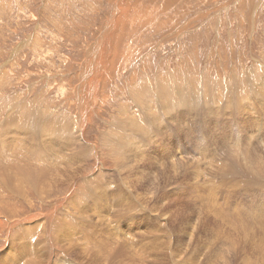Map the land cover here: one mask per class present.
<instances>
[{
  "label": "rangeland",
  "instance_id": "374dc122",
  "mask_svg": "<svg viewBox=\"0 0 264 264\" xmlns=\"http://www.w3.org/2000/svg\"><path fill=\"white\" fill-rule=\"evenodd\" d=\"M121 14L128 19L123 33ZM159 83L170 94L187 86L184 99L194 103L197 93L208 94L225 115H216V103L215 114L206 110L197 94L202 107L191 110L180 99L174 118L145 123L143 116L155 114ZM34 114L74 131L85 117V141L95 153L65 164L57 150L47 151L68 136L43 139L39 126L34 140L14 143L33 134ZM134 118L149 142L139 154L134 142L115 161L107 141L132 143ZM190 133L197 143L188 142ZM0 148L9 154L0 153V264H110L100 253L118 249L123 264H264V0H0ZM69 165L72 172L85 167L74 190L38 180L48 169L45 181H56ZM98 183L110 197L95 199Z\"/></svg>",
  "mask_w": 264,
  "mask_h": 264
},
{
  "label": "bare ground",
  "instance_id": "6f19581e",
  "mask_svg": "<svg viewBox=\"0 0 264 264\" xmlns=\"http://www.w3.org/2000/svg\"><path fill=\"white\" fill-rule=\"evenodd\" d=\"M172 3V2H171ZM126 10V9H125ZM115 13H117V10L115 11ZM123 13V12H122ZM126 14H127V12H126ZM122 16L120 17V22H121V30L119 31L120 33H123V31H124V28H123V25L122 24H125L127 21H128V19H127V17L125 18L126 20H124L123 21V14H121ZM163 15V14H162ZM130 18V17H129ZM110 22V21H109ZM111 23V22H110ZM109 23V24H110ZM115 24V23H114ZM119 24V23H118ZM128 24V23H127ZM245 24V23H244ZM110 25H113V23L112 24H110ZM138 25V24H137ZM108 26V25H107ZM109 27V26H108ZM142 28V27H141ZM108 31H111V30H108ZM115 31V30H114ZM104 34H105V32H104ZM117 34H118V32H117ZM107 36V35H106ZM105 36V37H106ZM116 40H114L115 42H119L120 43V39H118V38H115ZM107 45V44H106ZM114 46H112V48H113ZM114 54L116 53V49H115V47H114ZM112 51V52H113ZM106 53H107V51H106ZM38 54V53H37ZM40 55V54H39ZM112 55H113V53H112ZM118 55V54H117ZM92 57V56H91ZM112 59H114V58H112ZM99 60V59H98ZM104 60V59H103ZM106 60H107V58H106ZM92 61V60H91ZM115 61L116 60H113L112 61V63L111 64H115ZM106 62V61H105ZM98 63V62H97ZM104 64V63H103ZM106 66V65H105ZM112 66V65H111ZM94 67V66H93ZM99 70H101V69H99ZM98 70V71H99ZM101 74V73H100ZM84 80V79H83ZM188 84V83H187ZM245 84V83H244ZM254 84V83H253ZM157 86V85H156ZM178 87V89H174L172 92H173V94H170V91H169V93H166L165 91H166V89H168V88H165L164 90H162L161 89V85H160V83L158 84V86H157V97H158V100L155 98V100L157 101L156 102V108H154L155 109V114L154 113H152V114H149V118L148 119H146V117H144L143 116V120H144V122L146 123V122H153V123H157V120L159 121V125H161L162 126V124L165 122L164 120H166L167 118H170V119H172V118H174V117H170V115H172V113H173V109H175V102H178V100H180V99H184L187 95L186 94H184V92H185V90H186V87L184 88V91L182 90L183 89V87H179V85H177ZM249 86V85H248ZM88 87V86H87ZM166 87V86H165ZM172 87V86H171ZM255 87V86H254ZM146 88L147 87H145V89H144V91L146 90ZM151 88V87H150ZM162 88H164V85H162ZM248 88V87H247ZM162 90V91H161ZM170 90V89H169ZM238 90V89H237ZM255 90H257V89H255ZM189 91H190V89H189ZM188 91V89H187V92H189ZM93 92V91H92ZM148 92V91H147ZM154 92V91H153ZM195 92V91H194ZM244 92V91H243ZM81 93V92H80ZM211 93H213V92H211ZM211 93H209V95H212ZM253 93V92H252ZM198 94V93H197ZM197 94L196 95H194L192 98L194 99V100H196L198 103H194V102H191V101H189V99H188V101H187V99H184V100H186L188 103H189V106H190V108H191V110H195L196 109V107H198V104H199V101H198V97H197ZM242 95H241V99L239 100V102H241V107H243L244 108V104H242V103H244L245 101H246V93L244 92V93H241ZM140 95V94H139ZM148 95V94H147ZM147 95H145V96H147ZM154 95V94H153ZM159 95V96H158ZM186 95V96H185ZM199 95V97H201L202 99H203V103L205 104L203 107H205V109L206 110H209L210 112L212 111V114H215L214 112H213V108H214V110H215V107L213 106L216 102L214 101V100H212L214 103H212V102H210V104H209V101H208V94H207V96H206V99L205 98H203V94L202 95H200V94H198ZM206 95V94H205ZM214 95V94H213ZM185 96V97H184ZM144 97V95L142 96V98ZM211 97H214V96H211ZM211 97H209V100H210V98ZM220 97V96H219ZM240 97V96H239ZM145 98V97H144ZM144 98H143V100H144ZM186 98H188V97H186ZM237 98V97H236ZM201 99V100H202ZM214 99V98H213ZM219 99V98H218ZM217 98H216V101L218 100ZM145 100H147V99H145ZM152 100V99H151ZM172 100H174V102L172 101ZM184 100H183V102H184ZM193 100V101H194ZM222 100V99H221ZM172 101V102H171ZM230 101V100H229ZM232 101H234V100H232ZM201 102V101H200ZM206 102V103H205ZM218 102V101H217ZM226 102H228V101H226ZM247 102V101H246ZM145 103H147L148 104V101H146ZM186 103V102H185ZM212 103V104H211ZM238 103V102H237ZM151 104H152V102H151ZM174 104V105H173ZM217 105H215V106H217V109H216V115L218 116V115H220V116H224L225 115V109H223V110H219L218 108H223L222 107V105L220 104V101H219V103H216ZM239 104V103H238ZM177 105V104H176ZM200 105V104H199ZM202 105V104H201ZM200 105V106H201ZM221 105V106H220ZM237 105V104H236ZM82 107L84 106V105H81ZM148 106H150L149 104H148ZM178 106V105H177ZM189 106H188V108H189ZM200 106H199V109H200ZM226 106V105H225ZM180 107V106H179ZM185 107V106H184ZM202 107V106H201ZM149 108H151V107H149ZM153 108V107H152ZM176 108H178V107H176ZM181 108V107H180ZM212 108V109H211ZM86 108H84L82 111L84 112V110H85ZM125 109V108H124ZM144 109V108H143ZM147 109V108H146ZM179 109V108H178ZM181 109H184V108H181ZM186 109H187V106H186ZM231 109V108H230ZM88 110V109H87ZM190 109H189V111H191ZM121 111H123V110H121ZM156 111H158V112H156ZM178 111H180V110H178ZM177 111V112H178ZM188 111V110H187ZM203 111V108H201L200 109V112H202ZM88 112H90V110L88 111ZM87 112V113H88ZM125 112V111H124ZM141 112V111H140ZM186 112V111H185ZM86 113V114H87ZM178 113H180V112H178ZM184 113V112H183ZM182 113V114H183ZM189 113H191V112H189ZM188 113V115H190ZM194 113H196V112H194ZM238 113H241L240 111H238ZM142 114V113H141ZM185 114V113H184ZM187 114V113H186ZM185 114V115H186ZM19 115V114H18ZM35 115V114H34ZM39 115V114H38ZM55 115V114H54ZM85 115V114H84ZM124 115H125V113H124ZM156 115H158L159 116V118L158 117H156ZM194 115H196V114H194ZM194 115H192L193 117H194ZM86 116H88V115H86ZM127 116V115H126ZM173 116V115H172ZM184 116V115H183ZM182 116V117H183ZM44 117H45V115H44ZM84 117V116H83ZM176 117H178V116H176ZM180 117H181V115H180ZM196 117V116H195ZM242 117V116H241ZM33 118H35L34 120H36L37 122H39V125L37 124V122L36 121H34L33 122V120H32V124L30 125V126H28V130H33L34 128H37L38 126V128H40L41 127V129H42V131H44V133H43V136H44V138L43 139H49L48 137H51V136H54L55 138H60V139H65V137L63 136L64 134L66 135V136H68V138H67V140H66V142H62V143H56L55 145H54V143L55 142H52L51 140H52V138L50 139V143L52 144V146H56V147H50V149L47 151V148L46 149H44L45 151H47V152H53V153H55L56 151H54V150H57L58 152H59V154H57L58 155V160L59 161H62L63 163H65L66 164V162L68 163V159H72V158H77V159H83L85 156H86V154L88 155V154H91V152H94L95 153V147H91L90 145H88L87 143H86V141H85V137H84V118H81V119H79V122H77V124L76 125H73L74 127H75V131H74V129H72V128H70L69 126H67V125H65V126H67L68 128H64V123L62 124V122H59L60 124H56V126H55V123L56 122H53V120H52V122L53 123H51V120H50V118H49V121H48V123L49 124H47V122H46V119H44L41 115H39V116H34ZM41 118H43V120L41 119ZM48 118V117H47ZM128 118V117H127ZM131 118V117H130ZM205 118V117H204ZM216 118V117H215ZM87 119V118H86ZM30 120V119H29ZM68 120V119H67ZM128 120V119H127ZM204 120V119H203ZM129 121L131 122V125L129 124V126H132V128L130 129V130H128L129 132H137V136H136V139H135V135H134V137L133 138H131V140H133V142L132 143H128V142H130V141H128V140H126L125 141V139L123 140V141H121V143L119 142V146H117V145H114V141H110V140H112V138L111 137H109V138H111L109 141H107V143L108 142H112L113 144H107L108 146H109V150H110V152L112 153V157H115L114 159H115V161L119 158H121L122 156L124 157V155H125V153L127 152V150L129 149V146L130 145H132V144H134V142H135V146L136 147H138L140 150H138V149H136V150H134V152L135 153H137V154H139V153H141V146H143V145H145V143L150 139V137H149V134H148V132H147V130L145 129V128H143L141 131H139V129L137 128V125H138V123H137V121H136V119L134 118V120L133 119H129ZM173 121V120H172ZM174 121H175V119H174ZM129 122V123H130ZM176 122V121H175ZM178 122V121H177ZM31 123V122H30ZM67 123V122H66ZM69 123H70V121H69ZM68 123V124H69ZM124 123V122H123ZM127 123V122H126ZM170 123V122H169ZM51 124H54V125H51ZM125 124V123H124ZM136 124V125H135ZM29 125V124H28ZM199 125V124H198ZM16 126V125H15ZM36 126V127H35ZM129 126L127 127L128 129H129ZM173 126V125H172ZM193 126V125H192ZM197 126V125H196ZM208 126V125H207ZM4 127V126H3ZM8 127V126H7ZM11 127V126H10ZM27 127V126H26ZM26 127H24V128H26ZM120 127V126H119ZM179 127V129H181V127L180 126H178ZM177 127V128H178ZM184 127H185V129L186 130H189V128H187V126L186 125H184ZM126 128V129H127ZM196 128V127H195ZM209 128V127H208ZM6 129V128H5ZM9 129V128H8ZM21 129V128H20ZM19 129V130H20ZM27 129V128H26ZM25 129V130H26ZM120 129V128H119ZM122 129V128H121ZM164 129V128H163ZM210 129H211V127H210ZM15 130V132H18V130L16 131V129H14ZM40 130V129H39ZM64 130V131H63ZM112 130V129H111ZM123 130H125V129H123ZM154 130V129H153ZM183 129H181V131H182ZM193 130V129H192ZM24 131V130H23ZM21 132V133H26V131H24V132ZM34 132H33V134L31 135V136H26V138H27V140L25 141V142H23V140H21V138L18 136V138H16V139H14V143H16V141L18 140V142H20V143H22V146L25 144V143H27V141L28 140H30V139H33V137H34V135H36V129L35 130H33ZM41 131V130H40ZM120 131H122V130H119L118 132L120 133ZM180 131V132H181ZM6 132V131H5ZM129 132H126V133H129ZM141 132V133H140ZM183 132H185V131H183ZM182 132V133H183ZM208 132H209V134H208V136L210 137V138H216L215 137V135H214V131L212 132L211 130H208ZM247 132V131H246ZM245 132V133H246ZM25 133H24V135H25ZM39 133V132H38ZM42 133H40V134H42ZM122 133V132H121ZM123 133H124V131H123ZM123 133H122V136H123ZM126 133H125V135H126ZM189 133V132H188ZM193 133H194V130H193ZM191 134L190 133V135H188V142H190V143H192L193 141H194V143H197L195 140L197 139L198 140V136H197V134L195 135V134ZM205 133H206V131H205ZM17 134V133H16ZM19 134V133H18ZM39 134V135H40ZM115 134V133H114ZM5 135V134H4ZM3 135V136H4ZM22 135V134H21ZM38 135V136H39ZM116 135V134H115ZM129 135H130V133H129ZM128 135V136H129ZM131 135H133V134H131ZM130 135V136H131ZM37 136V137H38ZM42 135H40V137H41ZM114 136V135H113ZM121 136V135H120ZM130 136H129V138H130ZM5 137V136H4ZM117 137V136H116ZM116 137H114L115 139H117ZM132 137V136H131ZM153 137V136H152ZM180 137V136H179ZM8 138H9V136H8ZM23 138V137H22ZM36 138V137H35ZM34 138V139H35ZM113 138V139H114ZM183 138V137H182ZM185 138V137H184ZM187 138V137H186ZM5 139V138H4ZM24 139V138H23ZM33 139V140H34ZM121 139H123V138H121ZM118 140V139H117ZM244 140V139H243ZM10 141H13V139H11ZM119 141V140H118ZM117 141V142H118ZM185 141H187V140H185ZM7 142H9V140L7 139ZM31 142V141H30ZM34 142H36V141H34ZM41 142V141H40ZM39 142V143H40ZM149 142V141H148ZM147 142V143H148ZM2 143H4L3 145H4V147L6 146L5 144V142H2ZM37 143V142H36ZM42 143L44 144V142L42 141ZM249 143V142H248ZM10 144V146L11 147H13V146H17V148H19V146L20 145H18V144H12V143H9ZM8 144V145H9ZM38 144V143H37ZM43 144H41L40 143V145H42L43 146ZM47 144V143H46ZM49 144V143H48ZM238 144V143H237ZM253 143H250V145H252ZM29 145V144H28ZM33 146L35 145V146H37L36 144H32ZM230 145V144H229ZM233 145V144H232ZM248 145V144H247ZM41 146V147H42ZM94 146V145H93ZM221 146V145H220ZM236 146H238V145H236ZM236 146L234 147L235 149H236ZM3 147V148H4ZM26 147H28V146H26ZM40 147V146H39ZM132 147V146H131ZM146 147V146H145ZM148 147V146H147ZM146 147V148H147ZM179 147V146H178ZM209 147V146H208ZM244 147V146H243ZM36 148V147H35ZM145 148V149H146ZM151 148V147H150ZM232 148V147H231ZM238 148V147H237ZM257 148V147H256ZM144 149V150H145ZM233 149V148H232ZM239 149V148H238ZM241 149V148H240ZM253 149V148H252ZM35 150L36 149H34V151H33V153L35 152ZM147 150V149H146ZM185 150V149H184ZM195 150V149H194ZM198 150H200V149H198ZM203 150H207V149H203ZM211 150V149H210ZM217 150V149H216ZM237 150V149H236ZM248 150V149H247ZM196 151V150H195ZM201 151V150H200ZM240 152H241V150H239ZM9 152V151H8ZM24 152V151H23ZM40 152V154H39V156L40 157H43V153H41V151L40 150H38V153ZM129 152H130V150H129ZM145 152V151H144ZM197 153L199 152V151H196ZM207 152L208 151H202V154H204V155H206L207 154ZM233 152V151H232ZM232 152H230V153H232ZM0 153H1V155H4V156H7V154L8 153H6L5 151H3V150H1V148H0ZM213 154V153H212ZM1 155H0V157H1ZM9 155V154H8ZM15 155V154H14ZM51 155V154H50ZM189 155V154H188ZM232 155V154H231ZM4 156H3V158H4ZM53 156V155H52ZM91 156V155H90ZM96 156V155H95ZM12 157V156H11ZM205 157V159H206V156H204ZM2 158V157H1ZM56 158V157H55ZM128 158V157H127ZM196 158V157H195ZM222 158V157H221ZM242 158V157H241ZM245 158V157H244ZM190 159V158H189ZM198 159H200V158H198ZM197 159V160H198ZM6 160V159H5ZM12 160V159H11ZM121 160V159H120ZM176 160V159H175ZM212 160H214L213 158H212ZM223 160V159H222ZM10 161V160H9ZM124 161V160H123ZM13 162V161H12ZM46 162V161H45ZM50 162H51V158H50ZM212 162V161H211ZM214 162V161H213ZM253 162V161H252ZM254 162H255V164H259L260 163V161L258 160V158L256 157L255 159H254ZM6 163V162H5ZM14 163L15 164H18V165H20V163H18V162H16V161H14ZM122 164V163H121ZM195 164V163H194ZM198 164V163H197ZM208 164V163H207ZM219 164V163H218ZM50 165V164H49ZM61 165V164H60ZM12 166V165H11ZM56 166V165H55ZM62 166V165H61ZM137 166V165H136ZM214 166V165H213ZM218 166V165H217ZM20 167V166H19ZM51 167H53V166H51ZM220 167V166H219ZM7 168H9V169H11L10 167H7ZM23 168V167H22ZM120 168V167H119ZM199 168V167H198ZM221 168V167H220ZM231 168V167H230ZM74 169V168H73ZM84 169H85V167H81V168H79V169H76L74 172H72L71 171V166L69 165V166H67V167H65L64 169H63V173H62V175H58V173H56L57 175H56V177H58V178H56L55 177V179H56V181H53L52 180V178L50 177V179H49V182H46L45 181V179H46V177L51 173L52 174V171L51 170H45V171H42V173H41V175H40V177H38V180L40 181V183H48V185H49V187L51 188V187H53L54 186V188L55 189H57V188H63L64 186H70L71 188H72V190H74V185H73V183H75L74 181H75V179H76V177L78 176V175H80V174H83V171H84ZM213 169V168H212ZM4 170V169H3ZM2 170V171H3ZM54 170V169H53ZM118 170H121V169H118ZM231 170V169H230ZM20 171H21V169L20 170H18V172L20 173ZM31 171V170H30ZM146 171V170H145ZM144 171V172H145ZM221 171V170H220ZM228 171V170H227ZM226 171V172H227ZM158 172V171H157ZM189 172V171H188ZM194 172H196V171H194ZM223 172V171H222ZM231 172H234V171H231ZM5 173H7V174H10L9 172H8V170H6V172ZM18 173V174H19ZM32 173V172H31ZM192 174H193V172H191ZM224 173V172H223ZM98 174V173H97ZM97 174H96V176H97ZM190 174V173H189ZM203 174V173H202ZM219 174V173H218ZM234 174V173H233ZM106 175V174H105ZM175 175V174H174ZM223 175V174H222ZM226 175V174H225ZM20 176V175H19ZM96 176H95V178H96ZM100 176H102V175H100ZM238 176V175H237ZM5 177V176H4ZM80 177V176H79ZM174 177H176V176H174ZM207 177V176H206ZM264 177V176H263ZM15 178V177H14ZM84 178V177H83ZM251 178V177H250ZM262 178V177H261ZM8 179V178H7ZM16 179H18L17 177H16ZM11 180V179H10ZM20 180V179H19ZM37 180V179H36ZM48 180V179H47ZM261 180V179H260ZM263 180H264V178H263ZM18 181V180H17ZM16 181V182H17ZM4 182V181H3ZM7 182V181H6ZM53 182V183H52ZM91 182V181H90ZM95 182V181H94ZM98 182V181H97ZM96 182V183H97ZM103 182V181H102ZM208 182V181H207ZM212 182V181H211ZM264 182V181H263ZM22 183V182H21ZM86 183V182H85ZM101 183V182H100ZM5 184H7V183H5ZM91 184V183H90ZM99 184V183H98ZM111 184V183H110ZM205 184V183H204ZM3 185V184H2ZM8 185V184H7ZM22 185V184H21ZM21 185H17V187L15 186V185H10L11 187H12V189L14 190L15 189V187L16 188H18V189H20V193L22 192H24L25 190H24V188H23V190H21ZM47 184H46V186H48ZM86 185V184H85ZM214 185V184H213ZM9 186V185H8ZM8 186H6V187H8ZM92 186V185H91ZM93 186H95V185H93ZM114 187V184L113 185H111V187ZM217 186V185H216ZM4 187V186H3ZM87 187H89L90 188V185L88 184L87 185ZM112 187V189H114ZM117 187H119V186H117ZM116 188V187H115ZM48 187H47V189H44L45 191H42V193L43 194H45V196L47 195L48 196V194L51 192H48ZM94 190H95V192L94 193H96V200L97 199H100V198H106V196H107V198L108 197H110V194H112V193H110V191H108V187L107 186H105L104 185V187L102 186V185H100L99 184V186H96V187H94ZM111 190V189H110ZM119 190V189H118ZM117 189H116V193L119 195L120 194V196H121V193H119V192H121V190L120 191H118ZM262 190V189H261ZM91 191V190H90ZM113 191H115V190H113ZM142 191V190H141ZM16 192H19V191H16ZM150 192V191H149ZM148 192V193H149ZM152 192V191H151ZM74 193H75V191H74ZM73 193V194H74ZM91 193V192H90ZM106 193V195L104 196V194ZM88 194V193H87ZM114 194V193H113ZM1 195V194H0ZM81 195V194H80ZM117 195V196H118ZM3 196V195H2ZM104 196V197H103ZM200 196V195H199ZM212 196V195H211ZM216 196V195H215ZM42 197V196H41ZM81 197V196H80ZM91 197H92V195H91ZM90 197V198H91ZM113 197V196H112ZM122 197V196H121ZM120 197V198H121ZM204 197V196H203ZM48 198V197H47ZM116 199H117V197H115ZM123 198V197H122ZM207 198V197H206ZM114 199V198H113ZM210 199V198H209ZM79 200H82V199H80L79 198ZM92 200V199H91ZM105 200H108V199H105ZM86 201V200H85ZM111 201H112V199H111ZM122 200L121 199H119V202H120V205H122V203H123V201L121 202ZM81 202H83V200L81 201ZM81 202L79 203V204H81ZM98 202V201H97ZM113 202V201H112ZM116 202V201H115ZM119 202H117V203H119ZM132 202V201H131ZM84 203V202H83ZM189 203V202H188ZM193 203V202H192ZM216 203V202H215ZM58 204L60 205V203L58 202ZM76 204V203H75ZM95 204V203H94ZM107 204V203H106ZM108 204H109V202H108ZM107 204V205H108ZM111 204V203H110ZM78 205V204H77ZM76 205V206H77ZM98 205V204H97ZM81 206H83V205H81ZM109 206V205H108ZM135 206V205H134ZM57 207V206H56ZM55 207V208H56ZM89 207V206H88ZM94 207V206H93ZM97 207V206H96ZM118 207H119V205H118ZM137 207H139V204H138V206L136 205V208ZM141 207H142V205H141ZM3 209L5 208V207H2ZM95 208V207H94ZM130 208V207H129ZM140 208V207H139ZM144 208V207H143ZM241 208V207H240ZM6 209V208H5ZM81 209V208H80ZM83 209V208H82ZM114 209V208H113ZM12 210V209H11ZM137 211V209H135V207H134V211ZM141 210V209H140ZM260 210V209H259ZM3 211V210H2ZM6 211V210H5ZM120 211V210H119ZM124 211H126V208H125V210ZM129 211H131L130 209H129ZM132 211H133V209H132ZM133 211V212H134ZM143 211V210H142ZM262 211V210H261ZM122 212V211H121ZM132 212V213H133ZM247 212V211H246ZM108 212H106V214H107ZM109 213H112V212H109ZM115 213H116V211H115ZM120 213V212H119ZM118 213V214H119ZM126 213H128V212H126ZM137 213V212H136ZM150 213V212H149ZM240 213V212H239ZM249 213H250V211H249ZM88 214V213H87ZM94 214V213H93ZM97 214V213H96ZM100 214V213H99ZM114 214V213H113ZM122 214V213H121ZM121 214L119 215V216H121ZM124 214H125V212H124ZM130 214V213H129ZM128 214V215H129ZM238 214V213H237ZM242 214V213H241ZM77 215V214H76ZM102 214H100V215H98L97 214V216L96 217H98V216H101ZM104 215V214H103ZM91 216V215H90ZM107 216H109L108 214H107ZM166 216V215H165ZM87 217H89V216H87ZM94 218H95V216H93ZM110 217V216H109ZM113 217H114V215H113ZM35 218V217H34ZM77 218V217H76ZM86 218V217H85ZM92 218V217H91ZM99 218V217H98ZM97 218V219H98ZM238 218V217H237ZM254 218V217H253ZM53 219V218H52ZM81 219V218H80ZM80 219H79V221H80ZM99 219H101V217L99 218ZM116 219V218H115ZM20 220V219H19ZM24 220V219H23ZM29 220V219H28ZM31 220H33V219H31ZM86 220H87V218H86ZM27 220H25V222H26ZM88 221V220H87ZM89 221H91V220H89ZM102 221V220H101ZM117 222H118V220H116ZM115 221V222H116ZM29 222V221H28ZM27 222V223H28ZM31 222V221H30ZM64 222V221H63ZM112 222V221H111ZM40 223V222H39ZM15 224V223H14ZM67 224V223H66ZM118 224V223H117ZM18 225V224H17ZM22 225V224H21ZM37 225V224H36ZM40 225V224H39ZM49 225V224H48ZM96 225V224H95ZM246 225V224H245ZM12 226V225H11ZM14 226V225H13ZM46 226V225H45ZM15 227H16V225H15ZM44 227V226H43ZM152 227V226H151ZM28 228V227H27ZM30 228H31V226H30ZM148 228V227H147ZM153 228V227H152ZM9 229H11V228H9ZM44 229V228H43ZM68 229V228H67ZM149 229V228H148ZM151 229V228H150ZM50 231H51V229H49ZM70 230V229H69ZM71 231H72V229H71ZM9 232V231H8ZM139 232V231H138ZM260 232V231H259ZM43 233V232H42ZM36 234V233H35ZM117 235V234H116ZM62 238V237H61ZM68 238V237H67ZM22 239V238H21ZM63 239V238H62ZM118 239V238H117ZM233 238H231L230 240H232ZM49 240V239H48ZM125 240V239H124ZM127 240V239H126ZM132 240H134V239H132ZM61 241H63V240H61ZM128 242H129V240H127ZM127 241H126V243H127ZM234 240H232L231 241V243L233 242ZM41 242V241H40ZM64 242V241H63ZM68 242V241H67ZM71 242H73V240L72 241H70V243ZM124 242V241H123ZM132 242V241H131ZM65 243V242H64ZM69 243V244H70ZM100 243V242H99ZM134 243V242H133ZM44 244V243H43ZM42 244V245H43ZM51 244V243H50ZM68 244V245H69ZM85 244V243H84ZM39 245V244H38ZM41 245H39V247H40ZM78 247V246H77ZM233 247V246H232ZM136 248V247H135ZM39 249V248H38ZM47 249V248H46ZM72 249V248H71ZM139 249V248H138ZM100 250V249H99ZM126 251V250H125ZM165 251V250H164ZM264 251V250H263ZM35 252H36V250H35ZM46 252V251H45ZM100 252H101V250H100ZM109 252V251H108ZM112 252L113 251H111V252H109L110 253V255H109V253H106L105 251H102V253H100V255L101 256H103V260H105L104 262L105 263H108V262H110V264H112V262H113V258H114V261H117V264H123L124 263V261L123 260H120L119 258L121 257V256H123V254H125L124 253V250H120V249H118V251H116L117 253L116 254H112ZM47 253V252H46ZM241 253V252H240ZM34 254V253H33ZM88 255V254H87ZM115 256V257H114ZM96 258H99V255L98 254H96ZM95 258V259H96ZM132 258H133V256H132ZM131 258V259H132ZM32 259H34L33 257H30V259L29 260H27L28 262L30 261V260H32ZM102 259V258H101ZM130 259V260H131ZM145 259V258H144ZM95 261V260H94ZM90 262V261H89ZM97 262V261H96ZM100 262V261H99ZM244 262H246L245 261V259H244ZM37 263H40V262H37ZM37 263H33V264H37ZM252 263H254V262H252ZM43 264H45V262H43ZM95 264V263H94ZM251 264V263H250Z\"/></svg>",
  "mask_w": 264,
  "mask_h": 264
}]
</instances>
